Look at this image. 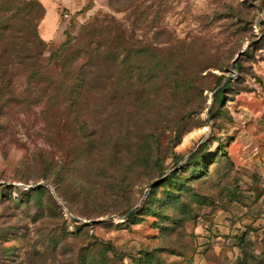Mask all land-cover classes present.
I'll use <instances>...</instances> for the list:
<instances>
[{
	"label": "rangeland",
	"instance_id": "374dc122",
	"mask_svg": "<svg viewBox=\"0 0 264 264\" xmlns=\"http://www.w3.org/2000/svg\"><path fill=\"white\" fill-rule=\"evenodd\" d=\"M39 1L48 11L42 72L17 64V101L0 110V264H264V0ZM239 21L247 31L223 43L220 29ZM119 24L134 39L118 48L115 73L127 58L150 76L130 121L100 120L90 97L75 119L82 130L72 121L78 109L69 115L53 101L43 115L47 97L60 99L45 81L62 74H45L51 54L69 40L74 51L89 38L101 43L98 29ZM11 25L15 34L0 43L3 63L12 57L6 50L22 47L18 34L40 42L32 27ZM171 45L202 71L200 107L175 91L180 61L170 57L168 74L158 71ZM220 77L231 87L214 105ZM91 141L93 153L84 154ZM173 172L182 191L163 184Z\"/></svg>",
	"mask_w": 264,
	"mask_h": 264
},
{
	"label": "trees",
	"instance_id": "16d2710c",
	"mask_svg": "<svg viewBox=\"0 0 264 264\" xmlns=\"http://www.w3.org/2000/svg\"><path fill=\"white\" fill-rule=\"evenodd\" d=\"M0 43L8 40L9 37L14 35V32L8 33V29L12 28V21H18L21 27L17 32L29 30L31 27L36 34V37L40 42L35 41L29 35L18 34L17 39L22 42L21 48L14 54L5 51V55L8 54L7 61L5 63L0 59V110L11 109L14 103L17 101L15 91L18 89L14 86L15 76L14 72L19 73V70H14L17 64H28L33 68H39L42 72V68L39 65L41 60V47H46L47 42L41 37L40 24L46 15V8L39 0H0ZM166 4V2L164 3ZM251 8H257L253 5H249ZM250 8V9H251ZM14 9V10H13ZM145 13L138 14L137 17L141 18ZM237 17H233L235 19ZM239 20V19H238ZM237 20V21H238ZM25 25L29 27H24ZM246 22H234L229 26L222 28L221 36L223 43H227L229 40L238 37L247 31ZM34 27V28H33ZM101 36L102 42L99 43L94 39H87L83 45H77V49L74 51V45H71V41L61 45V47L53 52L49 58L48 63L45 64V74L49 75L53 73L52 69L62 67V74L58 77L47 76L45 81L50 85L54 86L53 94L55 98H60L58 101L52 97H47L45 100V110L51 106H56L60 111L71 115V111L78 109L75 112V117L72 118L73 124L77 125L76 130H82L86 127V124H82L80 120L83 108L88 104L87 99H91V108L98 116L100 120L106 116L111 119V122H127L130 121L132 111L136 107H140L138 103L140 98L143 96V89H138L141 86V82L144 77L150 78L148 74H142L141 69L133 71L127 63L125 70L115 73L117 71V65H120V56L116 54L118 48L126 49L125 44L129 45L133 41L134 37H131V33L125 31L121 24L115 28L106 27L99 28L96 32ZM90 34V31H88ZM74 40V39H73ZM215 37H212V41ZM264 42V41H263ZM182 44V43H181ZM261 43L253 44L250 50H254L260 47ZM168 53H162L160 56V64L158 71L161 76L168 74V68L164 60H168L171 57L172 61H180L181 66L176 67L172 72L176 77L177 87L175 91L185 96L188 99H195L202 97L204 84L206 80L201 76V69L197 72L196 67H191L187 63L184 54V47L178 45H171L168 47ZM72 50V51H71ZM173 50H179L178 54H174ZM197 50V49H196ZM144 52L143 50H141ZM116 54V55H114ZM164 55V56H163ZM247 54H243L238 61L235 63L236 66L240 67L243 58ZM200 56V54L198 55ZM205 55L201 57L204 58ZM1 58V57H0ZM184 62V63H183ZM31 64V65H29ZM76 65V66H75ZM194 66V65H193ZM139 68V67H138ZM27 79H31L28 78ZM122 79V80H121ZM174 81V80H173ZM222 77L218 81V87L221 85ZM118 82L121 87H124V91L121 87L114 85L113 83ZM124 85H123V83ZM208 83V82H207ZM217 87V88H218ZM231 83L225 85L216 95L214 105L222 104L225 99V91L229 90ZM45 92V90H44ZM171 93V91H169ZM44 99L40 101L31 102L32 105H42ZM90 125L97 127V123L91 122ZM109 127V126H107ZM114 138V137H113ZM95 142V141H94ZM94 142H90L91 145L83 149L84 154H91V147H94ZM204 148V146L202 147ZM192 161V160H191ZM188 167L193 166V162L188 161ZM200 173V169L196 170L194 174ZM178 174L173 172L164 181L163 184H171L178 191H182L184 184L180 178H177ZM43 187H39L38 191H41ZM172 188L168 193L172 192Z\"/></svg>",
	"mask_w": 264,
	"mask_h": 264
},
{
	"label": "water",
	"instance_id": "95a60500",
	"mask_svg": "<svg viewBox=\"0 0 264 264\" xmlns=\"http://www.w3.org/2000/svg\"><path fill=\"white\" fill-rule=\"evenodd\" d=\"M257 9H258L259 14H262L263 9L260 8V7H257ZM253 43H255V42H253ZM253 43H252V44H253ZM245 51H246V49H244L243 51H241V52L237 55V57H236L235 60L233 61V65H232V67L235 66V63H236V62L238 61V59H239V58L245 53ZM230 79H231V78L228 77V78L226 79V82H225V83L229 82ZM224 85H225V84H224ZM222 88H223V85L220 86V87L216 90V92H219ZM42 185H43V184H39V185H37V187H41ZM154 186H155V184H152V185L150 186V188L146 191L145 196H147V195L149 194L150 189H152ZM134 211H135V210H132V211L128 214V216L126 217V220L129 219V218L131 217V215L134 213ZM109 219H110L111 221L118 220L116 217H111V218H109ZM76 220H79V219H76ZM120 220H122V219H120Z\"/></svg>",
	"mask_w": 264,
	"mask_h": 264
},
{
	"label": "crops",
	"instance_id": "0c3cea01",
	"mask_svg": "<svg viewBox=\"0 0 264 264\" xmlns=\"http://www.w3.org/2000/svg\"><path fill=\"white\" fill-rule=\"evenodd\" d=\"M47 14H48V11H47ZM47 14H46V16H47Z\"/></svg>",
	"mask_w": 264,
	"mask_h": 264
}]
</instances>
